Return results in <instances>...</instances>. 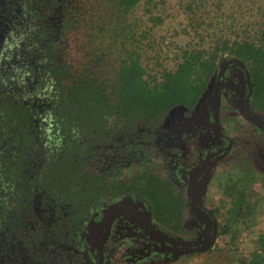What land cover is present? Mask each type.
<instances>
[{
  "label": "flooded vegetation",
  "instance_id": "af4514ba",
  "mask_svg": "<svg viewBox=\"0 0 264 264\" xmlns=\"http://www.w3.org/2000/svg\"><path fill=\"white\" fill-rule=\"evenodd\" d=\"M78 2L0 0V264H176L213 237L214 246L219 230L209 195L213 182L224 189L227 162L247 174L264 171V116L249 109V75L231 63L218 81L217 70L204 99L189 110L179 105L182 113L169 112L155 132L151 156L131 158L128 134L96 162L99 173L108 170L116 181L148 167L171 182L185 202L180 215L186 235L178 227H163L147 200L134 192L95 204L68 232L55 201L40 186L67 164L57 155L61 146L52 155L46 123L52 120L48 94L54 81L47 74L53 55L58 64H69L63 23ZM52 43L58 50L50 51ZM237 117L248 123L241 125L247 127L246 146L255 145L252 151L240 143L236 127L232 137L223 126L227 121L234 126ZM58 224L60 233L54 235L52 226Z\"/></svg>",
  "mask_w": 264,
  "mask_h": 264
},
{
  "label": "trees",
  "instance_id": "16d2710c",
  "mask_svg": "<svg viewBox=\"0 0 264 264\" xmlns=\"http://www.w3.org/2000/svg\"><path fill=\"white\" fill-rule=\"evenodd\" d=\"M242 1L225 7L224 0H175L185 21L169 41L156 32L169 17V0H81L67 13L63 50L69 64H58L51 52L47 75L54 81L48 94L52 120L46 123L52 155L61 146L57 155L67 164L53 181L40 186L55 201L63 229L71 232L95 204L134 192L147 200L163 227L187 234L180 215L185 202L171 182L148 167L116 181L108 170L99 173L96 162L110 144L118 145L128 134L131 158L151 156L155 132L169 112L179 105L192 109L204 99L223 59L244 66L253 86L249 109L264 116V3ZM50 49L58 47L52 43ZM237 120L233 125L240 143L252 151L255 145L246 146L247 127L241 125L248 123ZM248 179L256 180L251 173ZM239 209L228 226L216 220L221 243L207 252L215 247L232 251L243 243L240 237L254 219L246 207ZM60 229L61 224L52 226L53 234ZM249 235L250 259L241 264H261L264 232Z\"/></svg>",
  "mask_w": 264,
  "mask_h": 264
},
{
  "label": "rangeland",
  "instance_id": "374dc122",
  "mask_svg": "<svg viewBox=\"0 0 264 264\" xmlns=\"http://www.w3.org/2000/svg\"><path fill=\"white\" fill-rule=\"evenodd\" d=\"M244 1L240 3L243 5ZM248 1L252 2V0ZM254 1L255 0H253V2ZM169 2L172 3L169 17L156 31L157 34L168 38V41L169 38L174 37L173 34L181 29V23L185 21L184 16L175 8V0H169ZM224 2L225 7H228L232 0H224ZM261 2L264 3V0H261ZM237 3L238 1L236 4ZM137 15H139V13H137ZM225 90L227 89L225 88ZM223 126L229 135L232 137L235 135V129L232 123L227 121ZM245 163L247 164V161H244V164ZM253 176L256 180H249L248 174L243 170L241 165L237 168L227 162L226 174L222 180V184H226L224 189L219 185L216 186L213 182L212 192L209 195L211 197L209 203L211 207L216 208V220L221 227L225 225L228 226L232 223L234 213L238 210L240 211L239 207H246V211L248 209L251 214L250 216L254 219V223L250 226V229L245 231L243 236L240 237L244 239L243 243L238 242V247L232 249V251H218L216 250L217 247H215L209 252L206 251L180 258L176 264H241L243 258L246 260L250 259L251 252L246 249V246L251 243L249 234L252 231L254 233L260 231L264 232V171L256 173V175L253 174ZM220 243L221 236H218L214 246H218ZM261 264H264V261H262Z\"/></svg>",
  "mask_w": 264,
  "mask_h": 264
},
{
  "label": "water",
  "instance_id": "95a60500",
  "mask_svg": "<svg viewBox=\"0 0 264 264\" xmlns=\"http://www.w3.org/2000/svg\"><path fill=\"white\" fill-rule=\"evenodd\" d=\"M231 63H239L241 65V67L244 69V66L238 62L237 60L235 59H232V60H225L223 59L220 64H219V68H218V74H217V80L219 81L221 75L223 74L224 70H225V67L228 66L229 64ZM218 84H216V86L214 87V93H213V102H216L217 101V91H218ZM184 110V107L183 106H178L174 109H172L170 111V115H176V114H179V113H182ZM215 241V237H213V240L205 247H202V248H196V249H190V251H193L195 253H203V252H206L210 246L213 244V242Z\"/></svg>",
  "mask_w": 264,
  "mask_h": 264
}]
</instances>
